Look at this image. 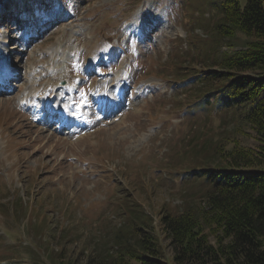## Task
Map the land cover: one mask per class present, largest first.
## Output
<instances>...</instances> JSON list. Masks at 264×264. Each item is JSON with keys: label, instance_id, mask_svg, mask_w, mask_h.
<instances>
[{"label": "rangeland", "instance_id": "obj_1", "mask_svg": "<svg viewBox=\"0 0 264 264\" xmlns=\"http://www.w3.org/2000/svg\"><path fill=\"white\" fill-rule=\"evenodd\" d=\"M224 1L0 0V70L13 73L0 87V264L115 251L142 233L134 204L175 264L162 214L206 208L207 184L185 172L216 162L218 144H260L243 119L195 104L212 82L185 80L245 45L219 30ZM39 95L78 116L59 127Z\"/></svg>", "mask_w": 264, "mask_h": 264}, {"label": "trees", "instance_id": "obj_2", "mask_svg": "<svg viewBox=\"0 0 264 264\" xmlns=\"http://www.w3.org/2000/svg\"><path fill=\"white\" fill-rule=\"evenodd\" d=\"M219 30L231 37L244 34L236 46L212 67L186 76L189 82H212L195 104L230 113L254 129L258 148L236 144L215 148L216 162L185 173L207 184L201 212L186 209L161 216L164 238L175 264H264V0H225ZM141 205L131 214L138 219L139 236L117 245L115 251L91 252L80 264H168L167 253ZM146 226V227H145ZM148 227V228H147ZM165 257H164V256Z\"/></svg>", "mask_w": 264, "mask_h": 264}, {"label": "bare ground", "instance_id": "obj_3", "mask_svg": "<svg viewBox=\"0 0 264 264\" xmlns=\"http://www.w3.org/2000/svg\"><path fill=\"white\" fill-rule=\"evenodd\" d=\"M3 59V58H2ZM5 59H6V57H5ZM6 62H7V59H6ZM7 64V63H6ZM6 68V67H5ZM5 71L6 72H8L6 75H5V73L2 71V70H0V72H1V74H0V78L2 77V79H0V87H2V85L4 84V82L6 81V80H8V78H12L13 77V73H11V71L9 70V67L7 66V69H5ZM12 80V79H11ZM105 89V88H104ZM103 89V90H104ZM39 90V89H38ZM101 91L100 93H99V95L102 93V95H103V97H106L107 96V94H106V92H107V90L108 89H106L105 91ZM42 94V93H41ZM28 95V94H27ZM34 95L35 94H33V97H34ZM22 96V95H21ZM20 96V97H21ZM40 97H44L45 95H39ZM56 96V95H55ZM24 97H26V95H24ZM38 97V96H37ZM54 98V97H53ZM42 99V101L43 102H45L44 101V99H45V97L44 98H41ZM57 100H58V98H56ZM24 100L25 99H22V102H20L19 101V103L21 104V103H23L24 102ZM31 100V99H30ZM51 104V102L49 103V110L51 111V112H54V113H63V115H65L64 113H67L68 112V110H67V107L66 106H63V105H61V103L59 102L58 103V101L56 102V103H54L53 105H50ZM40 105V104H39ZM29 106H30V101H29ZM35 105L33 104V107H34ZM40 107V106H39ZM63 107H65V110L66 111H62V108ZM38 109V108H37ZM37 109L35 110V111H37ZM42 109V108H41ZM47 109V108H46ZM33 111H34V108H33ZM34 111V112H35ZM41 111V110H40ZM47 111V110H46ZM42 114V113H41ZM43 116V115H42ZM47 120V118H44L43 120ZM66 119V118H65ZM46 125V124H45ZM76 130V129H75ZM73 131V130H72ZM71 131V132H72ZM53 137H49V140H51Z\"/></svg>", "mask_w": 264, "mask_h": 264}]
</instances>
